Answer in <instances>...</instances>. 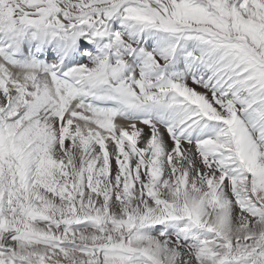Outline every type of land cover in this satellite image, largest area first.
Returning <instances> with one entry per match:
<instances>
[{"label":"snow or ice","instance_id":"snow-or-ice-1","mask_svg":"<svg viewBox=\"0 0 264 264\" xmlns=\"http://www.w3.org/2000/svg\"><path fill=\"white\" fill-rule=\"evenodd\" d=\"M0 264H264V0H0Z\"/></svg>","mask_w":264,"mask_h":264}]
</instances>
